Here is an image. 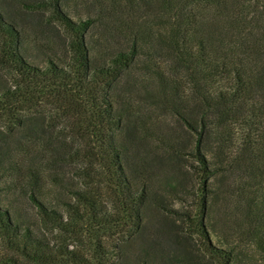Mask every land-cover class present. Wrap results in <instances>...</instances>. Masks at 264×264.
<instances>
[{"label": "trees", "instance_id": "16d2710c", "mask_svg": "<svg viewBox=\"0 0 264 264\" xmlns=\"http://www.w3.org/2000/svg\"><path fill=\"white\" fill-rule=\"evenodd\" d=\"M54 10L66 56L43 67L21 56L0 13V63L16 76L0 89V118L39 115L54 129L51 157L79 143L67 159L81 151L103 170L122 217L84 198L88 238L124 221L138 227L147 205L177 217L210 263L264 264V0H55ZM58 123L71 144H57L67 137ZM130 134L150 149L137 187L124 161ZM0 240L20 259L6 253L8 263L109 264L100 244L88 257L50 245L4 208Z\"/></svg>", "mask_w": 264, "mask_h": 264}, {"label": "rangeland", "instance_id": "374dc122", "mask_svg": "<svg viewBox=\"0 0 264 264\" xmlns=\"http://www.w3.org/2000/svg\"><path fill=\"white\" fill-rule=\"evenodd\" d=\"M54 7L55 0H0V13L15 28L18 50L31 65L43 67L47 58L62 62L66 56L67 38ZM15 77L0 63V89L8 87ZM169 121L174 125V119ZM62 125L58 123L55 131L67 137L57 140L59 146L71 144L70 129H62ZM52 130L39 115H27L18 124L10 123L7 117L0 118V208L13 222L21 228L29 227L34 236L50 245L72 248L85 257L94 253L96 242L107 252L109 264H212L198 251L196 237L180 225L177 217L156 213L147 205L140 209L138 227L124 221L118 228L96 232L93 240L88 238L80 220L88 208L84 198L121 218L118 195L99 165L86 161L81 151L74 159H67L69 151L82 148L79 143L70 149H59V157H51L44 142L52 138ZM122 140L130 181L137 187L145 175L142 153L150 154L149 144L135 134L125 135ZM39 203L60 213L64 222L44 219ZM174 206L184 207L177 203ZM215 218L220 233L226 232L221 216ZM228 234L223 235V240L230 238ZM3 245L0 240V264H13L5 258L9 251ZM8 256L18 258L11 252Z\"/></svg>", "mask_w": 264, "mask_h": 264}]
</instances>
